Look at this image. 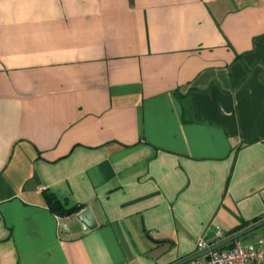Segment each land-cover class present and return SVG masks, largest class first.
Segmentation results:
<instances>
[{
    "label": "crops",
    "instance_id": "1",
    "mask_svg": "<svg viewBox=\"0 0 264 264\" xmlns=\"http://www.w3.org/2000/svg\"><path fill=\"white\" fill-rule=\"evenodd\" d=\"M262 216L264 0H0V264H174Z\"/></svg>",
    "mask_w": 264,
    "mask_h": 264
},
{
    "label": "built area",
    "instance_id": "2",
    "mask_svg": "<svg viewBox=\"0 0 264 264\" xmlns=\"http://www.w3.org/2000/svg\"><path fill=\"white\" fill-rule=\"evenodd\" d=\"M196 251L200 252L208 247L201 240L196 243ZM204 257L195 259L186 264H264V235L259 237L254 243L241 244L235 242L227 250L212 251Z\"/></svg>",
    "mask_w": 264,
    "mask_h": 264
},
{
    "label": "water",
    "instance_id": "3",
    "mask_svg": "<svg viewBox=\"0 0 264 264\" xmlns=\"http://www.w3.org/2000/svg\"><path fill=\"white\" fill-rule=\"evenodd\" d=\"M75 219L76 221L78 222L80 228L82 231H85V230H88V229H92L93 227H95V222H94V219L92 217V214L90 212V210L88 208H85L83 210H81L80 212H78L76 215H75ZM264 227V219L253 224L252 226H249L239 232H236L234 234H232L231 236L229 237H226L222 240H220L219 242L215 243V244H212L210 246H208L206 249L200 251V252H196L195 254L191 255V256H188L187 258H184L178 262H175L174 264H186L188 262H191L195 259H198V258H201V257H204L205 260L208 259V254L212 251H215L233 241H236L238 239H240L241 237L259 229V228H262ZM65 228H63L64 230Z\"/></svg>",
    "mask_w": 264,
    "mask_h": 264
},
{
    "label": "trees",
    "instance_id": "4",
    "mask_svg": "<svg viewBox=\"0 0 264 264\" xmlns=\"http://www.w3.org/2000/svg\"><path fill=\"white\" fill-rule=\"evenodd\" d=\"M44 200L47 204L48 210L52 214L57 215L59 217H68L71 215H75L76 213L80 212V210L82 209V206H74L72 208L65 209L51 194H48V193H44ZM263 219H264V216L258 217L256 219L249 221V222H242L238 226H236L235 228L230 230L227 234H225V237H229L232 234L239 232V231H241V230H243L249 226H252L253 224H255V223H257ZM262 228H264V227H262ZM238 240L233 241V242L217 249L216 251L227 250V249L231 248L235 242H238ZM208 246H210V245H208Z\"/></svg>",
    "mask_w": 264,
    "mask_h": 264
},
{
    "label": "rangeland",
    "instance_id": "5",
    "mask_svg": "<svg viewBox=\"0 0 264 264\" xmlns=\"http://www.w3.org/2000/svg\"><path fill=\"white\" fill-rule=\"evenodd\" d=\"M264 235V228H259L250 234L241 237L238 242L241 244H251L254 243L259 237Z\"/></svg>",
    "mask_w": 264,
    "mask_h": 264
}]
</instances>
